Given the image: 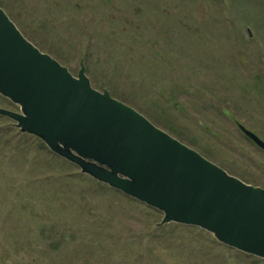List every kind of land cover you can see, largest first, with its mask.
Listing matches in <instances>:
<instances>
[{
	"label": "rangeland",
	"instance_id": "rangeland-1",
	"mask_svg": "<svg viewBox=\"0 0 264 264\" xmlns=\"http://www.w3.org/2000/svg\"><path fill=\"white\" fill-rule=\"evenodd\" d=\"M42 53L264 189V0H0ZM0 108L20 112L0 95ZM82 173L0 115V264H264Z\"/></svg>",
	"mask_w": 264,
	"mask_h": 264
},
{
	"label": "water",
	"instance_id": "water-1",
	"mask_svg": "<svg viewBox=\"0 0 264 264\" xmlns=\"http://www.w3.org/2000/svg\"><path fill=\"white\" fill-rule=\"evenodd\" d=\"M0 108L82 173L163 213L159 225L198 226L264 259V189L228 174L109 92L92 88L28 41L0 8ZM260 149L264 141L236 123Z\"/></svg>",
	"mask_w": 264,
	"mask_h": 264
}]
</instances>
